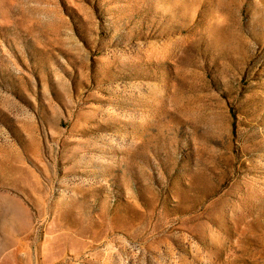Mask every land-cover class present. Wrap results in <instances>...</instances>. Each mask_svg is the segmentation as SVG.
I'll use <instances>...</instances> for the list:
<instances>
[{
	"label": "rangeland",
	"instance_id": "1",
	"mask_svg": "<svg viewBox=\"0 0 264 264\" xmlns=\"http://www.w3.org/2000/svg\"><path fill=\"white\" fill-rule=\"evenodd\" d=\"M0 264H264V0H0Z\"/></svg>",
	"mask_w": 264,
	"mask_h": 264
}]
</instances>
